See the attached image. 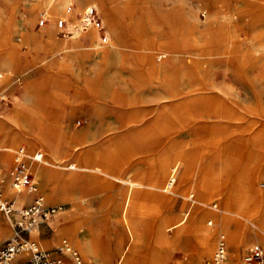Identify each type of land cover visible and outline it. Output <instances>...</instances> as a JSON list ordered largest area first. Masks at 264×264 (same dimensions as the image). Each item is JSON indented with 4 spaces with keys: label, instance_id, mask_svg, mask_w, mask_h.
Instances as JSON below:
<instances>
[{
    "label": "bare ground",
    "instance_id": "1",
    "mask_svg": "<svg viewBox=\"0 0 264 264\" xmlns=\"http://www.w3.org/2000/svg\"><path fill=\"white\" fill-rule=\"evenodd\" d=\"M114 1L115 3L111 6L107 4L108 0H97L96 4L100 7L104 20L109 24L114 35L115 40L111 43L114 51V61L119 64L122 74H125V70L132 72L128 77H123L118 83H116L115 78H111V75L110 77L107 76V78H104L101 72L98 73L96 77H89V75L84 77V91L82 93L84 94L85 102L91 114L101 119L107 111L109 100H111L113 102L114 112L119 115H126L125 126L131 127L129 126L130 124L133 126L138 125L143 120L144 116L131 115L128 114L127 111L132 109L137 102L145 100V89L150 87L156 90V98L158 100L165 99L164 101H170L172 104L168 106L170 103H163L162 107L156 112L151 123L146 126H139L136 132H129L130 134L122 139H112L113 142L110 141V145H106L104 148L94 147V145L93 147H86L87 144L97 140L98 136H100L98 131L94 133L89 131L74 132L72 137L79 138L80 143L75 144L73 147L69 146V139L67 135L63 133L62 126L53 121L50 117V114L55 110L54 105L56 103L54 100L56 94H58L57 86L62 81L63 74L66 73L71 66L69 60L73 57H78L73 54L72 50L83 48L86 39H90L94 44L98 43L101 39V35L99 31L93 27L87 30L76 27L78 17L71 9L72 7H69L70 0L69 2L68 0H38L30 5L27 3L26 13L31 15V17L39 12V14L45 13V16L51 20L62 18L70 21L73 27V35L65 38L58 35V23L60 20L58 19L56 26L52 22L48 27H44L40 36L33 35L30 37L29 40L37 47L40 46L45 39L47 43L59 46L62 51L66 50L68 52V57L59 60L53 58V56L48 66L58 68V71L45 77L42 81H40V79L29 80L26 93L28 95L36 94L38 98L35 103L25 106L22 105L16 110V119L13 120L12 125H9L6 120L0 119V165L6 161L7 155L4 153L5 150L12 149L17 151L19 148H24L26 150L22 144H28L30 147L35 146L39 143L35 138H39L40 142L45 144L42 147L44 152L39 149L34 151V153L37 151L42 152L44 160L42 162H33L32 169H34L36 175L41 178L42 185L43 183H47L48 180L54 181L53 188L51 189L53 194L61 192L62 185L66 181L70 184L80 183L83 185L84 190L89 188L92 190L97 188H99V190L101 188L113 189L116 185V181L121 182L125 186L129 185L131 190L129 194L127 193V204L123 208V212L119 218V222L122 223L125 231L126 227L133 229V223L139 217H145V215L152 213L157 215V218H160L164 222L165 228L166 225L167 227H180L184 224V219L180 216L173 217L171 215V213L175 211V204L177 198H179L178 195L182 194L183 197L185 196L188 199H193L192 197L194 194L191 190H195L198 193V198L194 199L195 202L191 203L192 208L190 213L192 217L190 226L202 252L210 256L216 243V237L218 236L224 239L226 237L229 245V257L223 264H245L244 259L240 260L242 248L247 244L251 235L260 239V233L264 232V189H256L258 176L264 172L260 164V153L264 150V144L260 140V131L255 133L250 140L248 145L251 148L247 151L244 164L241 167L239 165L236 169L235 167L233 168L231 153L227 152V156L221 161L218 157H212L196 184L190 183L192 181L190 177L193 178L194 174H192L188 166L192 165L197 153L195 150L184 151L181 145L176 142L160 145L155 156L151 155V167L148 176H144L143 174L134 176H132L133 174L128 175L123 167L132 157L138 154L141 155L144 152L143 147L147 145L150 138H153V143L156 145L158 141L156 142L154 138L161 137L175 128H178V126L179 128L182 127L181 125L176 127L175 123L177 124V122L185 116L192 118L195 117L196 113L199 112L200 115H202L204 112L208 115H216L218 117L239 121L243 118H247L244 117V110H247L253 115H261L259 102V105H252L246 109L238 106V101L235 97H232L230 90L229 92L209 93V85L212 80L211 75L209 84H204L205 82L203 81H195L191 75V82L189 84H183L182 78L189 76L187 69L191 71L194 67H201L203 63L208 64L210 71L212 68L222 67L224 76L228 71L230 73V71L234 69V66H238V69L251 67L253 70H258L261 76L264 77V30L259 26V22L264 21V0ZM166 5L169 7H165ZM16 6V4L12 5L6 12H3L0 8V24L3 21H15L14 10ZM202 14L205 16V19H202ZM248 21H251L254 25L251 30V39H248L252 43V48L246 50L244 49L245 47L243 48V45L246 44V39L240 38V35L249 33L244 26ZM202 23H204L206 33L205 35L201 34V37H203L199 39L197 32ZM162 24L166 26L162 34L163 38L155 39V29ZM126 29L130 31L128 36H126L125 33ZM61 39L65 40L62 41ZM178 54H182L183 57ZM187 54L190 55V58H187ZM202 56L203 58H199ZM102 57L105 62H108L111 58L107 52L102 55ZM188 60H190L192 64L187 65L186 61ZM19 61L20 56L14 54L13 51L5 50L1 52L0 86L12 84L10 80L3 76L2 68L8 66L17 70L16 68L19 69L20 67ZM41 61H43V63L46 62L44 60ZM170 62H175L176 65L169 66L168 63ZM178 62L182 64L179 68L182 71L180 73L177 68ZM140 65L143 66L141 70L137 68V66ZM140 74L145 78L148 77L149 81L139 82ZM254 83L253 81L252 84ZM45 88L47 91L44 90ZM49 88H51L50 91H48ZM61 89L62 88H60V90ZM151 97L154 96H150L149 99ZM39 101L44 109L37 106ZM152 103L150 102V104ZM21 117L25 118L27 122L22 124L19 121ZM252 121L254 123V120ZM112 124L113 123H111V125ZM234 125H236V123ZM100 128L101 130L103 129L102 127ZM116 128L117 127H115V129ZM6 138H9L8 145L5 144ZM16 146L19 148L15 149ZM65 149L68 151L82 149V157L79 160H73L72 163H69L74 164L75 169L68 173L51 170L48 167L50 165H54L57 168L62 166L68 168V163L62 164L59 163L60 161L57 162L58 160H62L58 155ZM27 153L30 154L29 151ZM77 164L80 165L78 166ZM182 165H186L187 167L186 171L183 173L180 171ZM224 173L229 174L227 183H225L227 185L229 184V188L227 190L222 213H208L204 211L201 205L206 204V200H209L215 193L214 191L220 185L219 175H223ZM167 178V187H164ZM8 179H10V182H8ZM189 179L191 180L190 182L188 181ZM171 181L172 183H170ZM12 182V176L8 173L5 178L4 193L7 197H11V199L14 200L15 207H21V204L26 200H34L37 194L43 191V187L41 188L42 191L38 188L37 192L26 190L18 191L14 188ZM173 182H177L175 189H169L168 186H173ZM183 183H188L186 188H183V190L187 189L189 191L188 195L182 193L183 190L180 185ZM144 187L146 188L144 190L135 189ZM118 193L123 195L124 191L120 189ZM101 198L103 197L101 196ZM250 198L254 199L258 204L255 209H252L250 212L256 214L261 225L259 230L254 229L253 233L244 229L240 224L232 222L229 216V213H234L233 206H242L248 203ZM74 200L75 199H73V201ZM196 202L199 204H195ZM212 207L214 208L215 204L212 205ZM83 209L87 212L86 208ZM163 209H166L169 214L162 216L161 212ZM1 214L2 213H0V230H2L3 226ZM206 215L210 216V218H208L209 224L213 223V219L216 220L217 224L220 226L213 230L206 227L202 220ZM77 216H79L77 212L73 216H66L65 220L62 223H58L56 228V241L65 244L64 246L68 249H70L71 246L68 239H66L67 236L63 237V234H70V232L74 230V225L70 227L68 222ZM88 220L89 226L87 233L84 235H73L76 239V245L80 248L85 257L95 260L98 264L110 263L113 258L118 259V264L124 262L123 241H117L116 248L112 247L108 253L102 255L99 251L100 249L98 250L95 246L97 241L95 236L97 233L98 219L93 220L89 217ZM219 231L221 232L218 234ZM38 234L39 228L31 230L32 237H37ZM70 238L72 237L70 236ZM164 238L165 236L161 235L159 237V242L162 243ZM221 240V238L218 240L216 249ZM113 241L112 239L111 243ZM163 262L164 260L161 257L160 251H153L150 256L149 264H161Z\"/></svg>",
    "mask_w": 264,
    "mask_h": 264
},
{
    "label": "rangeland",
    "instance_id": "2",
    "mask_svg": "<svg viewBox=\"0 0 264 264\" xmlns=\"http://www.w3.org/2000/svg\"><path fill=\"white\" fill-rule=\"evenodd\" d=\"M35 1L38 0H0V8L3 10V12H6L8 8L11 7L12 5L15 4L17 5L16 9L14 10L15 21H3L0 24V56H1V52L5 50L7 51L11 50L14 52V54L20 56L19 69L16 68L17 70H14L13 68L8 66H4L2 68L3 76L6 79L10 80V82H12L11 85L0 86V119L6 120L9 125H12L13 120L16 119L15 114H16V110H18L19 107H21L22 105L25 106L27 104L29 105L35 103L38 98L36 94L28 95L26 93L29 80L40 79V81H42L45 77L56 73V71H58V68L55 67L52 68L48 66L53 56H54L53 58L59 60L61 59L63 60L68 57L67 54L68 52L66 50L62 51V49L59 46L49 44L46 42L45 39L44 42L40 44V46L38 47L32 41L29 40L30 37H32L33 35L40 36V33L42 32L44 27H48L50 23L53 22L56 26L57 20L62 19V18H55L54 20H51L48 18L47 23L40 26L38 22L41 18V14H39V12H37L36 15L32 17L31 15H28L26 13V6H28V4L30 5ZM96 2L97 0H85V1L70 0L69 3V7L70 8L72 7L71 9L76 13L78 17L76 24L79 22V17L84 11V9L90 5H93L96 7L98 11V15L101 18V22L103 23V25H105L104 30L100 32L101 39L98 41V43L94 44V42H92L90 39H86L83 48L72 50L73 54L78 57H73L72 59L69 60L71 66L66 71V73L63 74L62 81L57 86L58 94H56L54 100V102L56 103L54 105L55 110L52 112V114H50V117L52 118L53 121L59 123L62 126L63 133H65L67 135V138L69 139L68 145L71 147L75 146V144L80 143L79 138L72 137V134L74 132L89 131L91 133H94L95 131H98L100 135L97 138L98 141L95 140L92 143L87 144L86 147L87 148L93 147L94 145V147L104 148V146L110 145V141L113 142L114 138L122 139L128 134L132 132H136L139 126H144V125L146 126L149 123H151L155 117L156 112L162 107L163 103L166 102L164 101L165 99L158 100L156 98V90L154 88L152 87L146 88L145 97H144L146 101L144 100L142 102H137L135 106L132 107V109L127 111L128 114L131 115L144 116L140 124L135 126L130 124L129 126L131 127L125 126L126 115L124 114L119 115L116 112H114L113 102L111 100H109L107 111L103 115L104 117L102 116V118L99 119L91 114L90 109L88 108V105L85 102L84 94L82 93L84 91V77L88 75L89 77H96L98 73L101 72V75H103L104 78H107V76L110 77L111 75L112 76L111 78H115L116 83H118L122 80L123 77L125 76L128 77L132 72L129 70H125V74H122L120 72L119 64H117L114 61L115 60L113 54L114 51H113V47L111 46V43L115 40L114 35L112 33L109 24L104 20L102 11L100 7L96 4ZM114 3H115L114 0H108L107 2V4L110 6L113 5ZM165 7H169V6L166 5ZM202 19H205V16L203 14H202ZM253 25L254 23H252L251 21H248V23L246 22L244 26L246 31L249 32L250 34L248 33L245 35L244 34L240 35V38L246 39L245 40L246 44L243 45V48L245 47L244 49L246 50L252 48V43L248 39H251V32H252L251 30L253 29ZM164 26H165L164 24H162L161 26L159 25L158 28L155 29L156 31L155 32L153 31L154 35L156 36L155 39L163 38L162 34L164 33V30L166 28V26L165 27ZM259 26L261 29L264 30V21H260ZM125 33L126 36H128L130 33L129 29H126ZM205 33H206L205 26L204 23H202L200 29L197 32V36L199 37V39H201L203 37V36L201 37V34L205 35ZM58 35L64 38L67 37V36H63V34L60 32V28ZM61 40L63 41L65 39H61ZM106 52L107 54L109 53V55L111 56L108 62H105L102 57V55H104ZM178 55L182 56V54H178ZM187 58H190L189 54H187ZM199 58H203V56ZM41 60H44L46 62L43 63V61ZM168 64L169 66L176 65L175 62H170ZM186 64L190 65L192 64V62L188 60L186 61ZM181 66L182 64L178 62L177 68L179 73L182 72L179 69ZM142 67L143 66L141 65L137 66V68L140 70L142 69ZM71 68L72 70L73 69L74 70L72 71ZM189 70L190 69H187L189 76L182 78L183 84H189L191 82L192 78H190V75L193 76V79L195 81H203L205 82L204 84H209L210 75H211L212 80L209 85L210 88L209 93L212 94L215 92L221 93L224 91L229 92L230 90L232 97L233 98L235 97V99H237L239 104L238 106L247 109L249 108V106L259 105L260 103L261 115H253L249 113L247 110H244L243 112L244 117L247 118H243L242 120L239 121L218 117L216 115L215 116L208 115L207 113L204 112L202 113V115H200V113L198 112L195 114V117L192 118L189 117L190 119L185 116L179 122H177V124L175 123L176 127L178 125H181L182 127L180 128L182 130L178 126V128H175L171 132L161 137H157L158 139L154 138L156 142L158 141L156 145L155 143H153V138H150L147 145L143 147L144 152L141 155L139 154L135 155L134 156L135 158L132 157V159H130L124 165L123 169L128 175L133 174L132 176H134L138 174H143L144 176H148L151 167L150 157L155 156L156 151H158L160 145L162 146L165 144L176 142L177 144L181 145V148L184 151L195 150V152L197 153L196 158L192 162V165L190 166L187 165L189 170H191L192 174H194L193 178L190 177L192 181L190 179L188 181L189 182L191 181L190 183L196 184L199 180L198 178L201 177V175L203 174V170L206 169L212 157L213 158L218 157L219 160L221 161L225 156H227L226 155L227 152L231 153V157L233 161L232 165L233 168L235 167L236 169V167H238L239 165L241 167L244 164L246 153L251 148L248 144L255 133L260 131L259 132L260 140L264 144V129H263L264 128V103H263L264 77L261 76L258 70H253L251 67L248 68L244 67L238 69V66L236 67L234 66V69L230 71V73L228 71L227 74L224 76L222 67L212 68L210 71L207 63H203L202 66L198 68L194 67L193 69H191V71ZM147 81H149V78L148 77L145 78L140 74L139 82H147ZM253 81L255 82L254 84H252ZM60 88L62 89L60 90ZM50 89L51 88H49L48 91H50ZM44 90L47 91L46 88ZM150 96H154V97H151L149 99ZM259 96L261 97V99ZM149 101L153 103L150 104ZM166 103L167 104L170 103L168 106L172 104V102L170 101H167ZM37 106L40 107L41 109H44L42 108V104L40 103V101L39 104H37ZM25 120L26 119L22 117L19 119V121L22 124L27 122ZM252 120H254L255 124L253 123ZM109 121L113 124L111 125ZM221 121H223L224 123ZM235 123L236 125H234ZM100 127H102L103 129L101 130ZM115 127H117L118 129L117 128L115 129ZM35 139L36 141L39 142L35 146L30 147L28 144H22L23 147H25L27 152L29 151L30 154L34 153V151L36 150L39 149L42 150L43 145H45L43 142H40L39 138H35ZM8 140L9 138H6V143H5L6 145L9 144ZM18 146H16L15 149L19 148ZM81 152L82 149L77 151H68L65 149L61 151L58 155V157L62 158V160H58L57 162L60 161L59 163L62 164L72 163L73 160H79L82 157ZM4 153H6L7 158L6 161L2 165H0V171L4 174L6 178L13 164L14 161L13 156L15 154V151L12 149H8L5 150ZM28 160L31 164V170L33 172L35 180L37 181L38 188L40 191L43 190L42 192L39 193L45 196L44 198L46 199V203L48 205H62L63 210L59 212L58 216H56L49 223V225H43L39 227V234L37 237H32L31 232H22L20 233L19 236H17L16 229L13 225V221L7 215L2 213L1 221L3 222V226H2V230H0V245L6 243L9 240L34 241L40 249L53 251L56 254L60 255L63 258V264H76L70 251H67L66 249L64 250L61 249L62 247H64L65 244L58 243L55 239L56 228L58 226V223H62L65 220L66 216H70V215L73 216L76 214V212L79 213V216L74 217L71 221L68 222V225L70 227L74 225V230L72 232L69 231L70 234H66V235L63 234V237L67 236L66 239H68L70 246L80 253L82 259L86 264H98V263L93 259H88L85 257L83 252L76 245V241H75L76 239L74 238L75 236L73 235L74 234L84 235L87 233L89 226V220H88L89 217H91V219L93 220L98 219L97 233L95 236L97 241L95 243V246L98 250L100 249L99 251L102 255L108 253V251L112 247L116 248L117 241H121V240L123 241L124 262H122L121 264H149L150 256L152 252L156 250L160 251L161 257L164 260V262L161 264H202V263L211 264L218 240L220 238L224 239L222 237H218V236L216 237V243L214 245L212 254L210 256L202 252L200 245L196 241L194 237V233L191 230V226H190L191 217H192L190 213L192 208L191 203L195 202L194 199L198 198V193L195 190H191V192L194 194V196L192 197L193 199H188L185 196L183 197L182 194L178 195L179 198H177V202L175 204V211H173L171 215L173 217L180 216L184 219L183 221L184 224L181 225L180 227L178 226L176 228L172 226L167 227L166 225L165 228L164 222L160 218H157V215H154V213H152L145 215V217L144 216L139 217L137 220L134 221L133 229L126 227V231H125L124 226L122 225L121 222H119V218L121 217L123 208L127 204V193L129 194V191L131 190V187L129 185L125 186L121 182L116 181L115 182L116 185L113 189L101 188L99 190V188H97L92 190L89 188L87 190H84L82 184L80 183L70 184L68 181H66L62 185L61 192L57 194H53L51 189L53 188L54 181L48 180L47 183L45 184L43 183L42 185L41 178L37 176L34 169H32L33 162L31 163L30 158H28ZM260 164L264 169V150L261 151L260 153ZM77 165L79 166L80 164ZM48 167L51 170L59 171L62 173L72 172L73 170L63 166L57 168L54 165H50ZM186 169H187L186 165H182L180 171L183 173L184 171H186ZM80 173L83 172L81 171ZM228 177H229L228 173L219 175L220 185L214 191L215 193L210 197V199L206 200V204L201 205L204 211L215 214L222 213V208L224 207V201L227 196V190L229 188V184L228 185L225 184L227 183ZM168 178L166 179V183L164 187H167L166 184L168 182ZM170 183H172V181ZM187 184L188 183H183L182 185H180L182 190L183 188H186ZM176 185L177 182H175L173 186L169 185L168 188L175 189ZM42 187L43 189L41 190ZM120 189L124 191L123 195L122 194L120 195L118 193ZM135 189L144 190L146 188L144 187V188H135ZM256 189L258 190L264 189V172L258 176ZM183 191L182 193L184 194L186 193L188 195L189 191L187 189L186 190L184 189ZM108 192L110 193L107 194ZM101 196L103 198H101ZM73 199L75 200L73 201ZM32 201L33 199L26 200L24 203L21 204V206L25 204H29ZM195 204H199V203L196 202ZM214 204L215 207L213 208L212 205ZM257 205L258 204L254 201V199L250 198L248 200V203L242 206L239 207L233 206L234 213H229L231 221L240 224L244 229L249 230L252 233L254 229L259 230V227L261 226L260 222L257 219L256 214H252L250 212L252 209H255ZM83 208H86L87 212H85ZM109 211L112 213H110ZM161 214L162 216H165L166 214L169 213L166 209H163ZM208 218H210L209 215H206L202 218L203 224L206 227L213 230L220 226L217 224L216 220L213 219H212L213 223L209 224ZM220 232L221 231H219L218 234ZM260 234H261L260 239H257L254 235H251L249 241L241 250L240 260L245 258L246 252L252 244L260 243L264 247V232H261ZM161 235L165 236L164 241L162 243L159 242V237ZM70 236L72 238H70ZM112 239L114 241L111 243ZM224 240L226 242L227 258H228L229 245L226 237ZM117 260L118 259L113 258L110 261V263L107 264H118ZM146 260L149 262H147Z\"/></svg>",
    "mask_w": 264,
    "mask_h": 264
},
{
    "label": "built area",
    "instance_id": "3",
    "mask_svg": "<svg viewBox=\"0 0 264 264\" xmlns=\"http://www.w3.org/2000/svg\"><path fill=\"white\" fill-rule=\"evenodd\" d=\"M48 17L41 14L39 25L47 23ZM63 36H71L73 27L70 21L60 19L58 23ZM79 29L87 30L91 27L97 29L99 33L104 30V25L98 15L95 6L90 5L84 9L76 24ZM32 162H42L44 155L42 152L28 154L24 148L15 151L14 161L9 170L12 176L14 188L18 191L26 190L37 192L38 185L31 170ZM68 169H75L74 164H69ZM5 176L0 171V213L7 215L16 229L17 236L22 232H31L32 229L39 228L49 223L63 210L62 205H48L42 194H37L34 200L22 205L14 206V200L4 193ZM70 251L76 264H86L80 253L72 247H62ZM227 259L226 242L222 239L216 249L211 264H223ZM245 264H264V247L260 243L252 244L245 255ZM0 264H63V258L53 251L40 249L34 241L29 240H9L0 245Z\"/></svg>",
    "mask_w": 264,
    "mask_h": 264
},
{
    "label": "crops",
    "instance_id": "4",
    "mask_svg": "<svg viewBox=\"0 0 264 264\" xmlns=\"http://www.w3.org/2000/svg\"><path fill=\"white\" fill-rule=\"evenodd\" d=\"M44 152V151H43ZM42 164V163H41ZM10 179H8V182H9Z\"/></svg>",
    "mask_w": 264,
    "mask_h": 264
}]
</instances>
